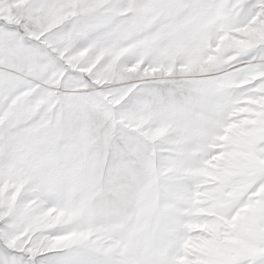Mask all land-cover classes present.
Here are the masks:
<instances>
[{
	"label": "snow or ice",
	"instance_id": "1",
	"mask_svg": "<svg viewBox=\"0 0 264 264\" xmlns=\"http://www.w3.org/2000/svg\"><path fill=\"white\" fill-rule=\"evenodd\" d=\"M0 264H264V0H0Z\"/></svg>",
	"mask_w": 264,
	"mask_h": 264
}]
</instances>
